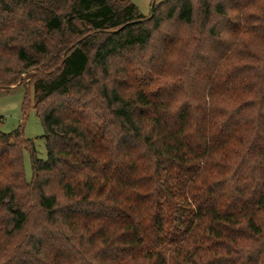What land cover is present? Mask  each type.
<instances>
[{"label": "trees", "instance_id": "1", "mask_svg": "<svg viewBox=\"0 0 264 264\" xmlns=\"http://www.w3.org/2000/svg\"><path fill=\"white\" fill-rule=\"evenodd\" d=\"M151 11L0 0L48 155L0 125V264H264V0Z\"/></svg>", "mask_w": 264, "mask_h": 264}, {"label": "rangeland", "instance_id": "2", "mask_svg": "<svg viewBox=\"0 0 264 264\" xmlns=\"http://www.w3.org/2000/svg\"><path fill=\"white\" fill-rule=\"evenodd\" d=\"M162 1L164 0H157V2ZM131 2L136 4L139 12L144 16L149 17L152 13L153 0H131ZM32 75V71L23 74L18 84L12 85L10 89H0V125L1 130L5 133H11L22 128L24 139L34 141L37 155L44 161L48 157L46 139L44 138L45 129L33 105L34 93L32 88L29 89L32 102L26 110L23 109ZM31 157L29 151L24 152V170L28 181L31 180L33 175Z\"/></svg>", "mask_w": 264, "mask_h": 264}]
</instances>
